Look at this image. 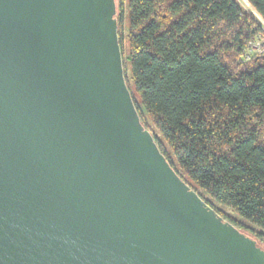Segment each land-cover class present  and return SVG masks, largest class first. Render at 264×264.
<instances>
[{"label":"water","instance_id":"1","mask_svg":"<svg viewBox=\"0 0 264 264\" xmlns=\"http://www.w3.org/2000/svg\"><path fill=\"white\" fill-rule=\"evenodd\" d=\"M115 0H0V264H264L140 122Z\"/></svg>","mask_w":264,"mask_h":264},{"label":"trees","instance_id":"2","mask_svg":"<svg viewBox=\"0 0 264 264\" xmlns=\"http://www.w3.org/2000/svg\"><path fill=\"white\" fill-rule=\"evenodd\" d=\"M246 1L264 21V0ZM115 5L125 80L140 122L182 179L263 248L264 57L242 61L261 32L255 14L242 0Z\"/></svg>","mask_w":264,"mask_h":264},{"label":"built area","instance_id":"3","mask_svg":"<svg viewBox=\"0 0 264 264\" xmlns=\"http://www.w3.org/2000/svg\"><path fill=\"white\" fill-rule=\"evenodd\" d=\"M255 16L257 17L258 15L255 13ZM260 25H261V32H259L254 37V39L250 40L247 44L246 50L242 56L243 62L250 61L254 57H264V21L263 24Z\"/></svg>","mask_w":264,"mask_h":264},{"label":"rangeland","instance_id":"4","mask_svg":"<svg viewBox=\"0 0 264 264\" xmlns=\"http://www.w3.org/2000/svg\"><path fill=\"white\" fill-rule=\"evenodd\" d=\"M242 2H243V4L245 5V8H246V10H247L248 12H253V13L255 14L253 8L250 6V4H249L246 0H242ZM256 18L258 19V21H259L260 24H263V21H262L258 16H257ZM124 31H125V39H126V36H127V23H126V21H125V30H124ZM125 39H124V42H123V44H124V51H123L124 55H126V53H127V44H126V40H125ZM124 73L127 75L128 71L125 70ZM213 206H214L215 208L221 210V211L224 212L225 214H227V215H229V216H231V217L236 218L238 221L244 223L245 225L250 226L252 229H254V230H256V231L260 230V229L256 228L255 226H253V225L247 223L246 221H244L243 219H241V218L238 217L237 215H235L230 209H228V208H226V207H223V206H221V205H218V204H216V203H213ZM260 231H261V230H260ZM243 232H245L247 235H249V236L252 237V235H251L247 230H243ZM259 243H260V245L264 248V243H262V242H259Z\"/></svg>","mask_w":264,"mask_h":264}]
</instances>
